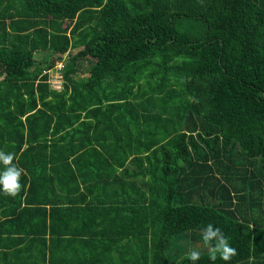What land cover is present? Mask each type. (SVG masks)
I'll return each instance as SVG.
<instances>
[{
    "label": "trees",
    "instance_id": "16d2710c",
    "mask_svg": "<svg viewBox=\"0 0 264 264\" xmlns=\"http://www.w3.org/2000/svg\"><path fill=\"white\" fill-rule=\"evenodd\" d=\"M0 151V264H264V0H0Z\"/></svg>",
    "mask_w": 264,
    "mask_h": 264
},
{
    "label": "clouds",
    "instance_id": "9594fccd",
    "mask_svg": "<svg viewBox=\"0 0 264 264\" xmlns=\"http://www.w3.org/2000/svg\"><path fill=\"white\" fill-rule=\"evenodd\" d=\"M14 159V153L0 151V194L11 197H15L21 189L22 169L13 163ZM201 238L206 244L214 242L211 244L208 257L213 264L218 257L227 264L236 254V249L230 246L228 238L212 223L201 229ZM186 259L189 264H197L201 259L200 253L192 250L187 254Z\"/></svg>",
    "mask_w": 264,
    "mask_h": 264
},
{
    "label": "built area",
    "instance_id": "2783aa9c",
    "mask_svg": "<svg viewBox=\"0 0 264 264\" xmlns=\"http://www.w3.org/2000/svg\"><path fill=\"white\" fill-rule=\"evenodd\" d=\"M63 65L60 62L55 63L54 69L49 72V81L50 87L52 90L60 92L62 90L61 75L60 70Z\"/></svg>",
    "mask_w": 264,
    "mask_h": 264
},
{
    "label": "crops",
    "instance_id": "0c3cea01",
    "mask_svg": "<svg viewBox=\"0 0 264 264\" xmlns=\"http://www.w3.org/2000/svg\"><path fill=\"white\" fill-rule=\"evenodd\" d=\"M115 246H113L114 248ZM54 261H58L57 259H55ZM62 261V258L61 260ZM101 261H102V264L103 263H107V264H125L122 259L120 258V254L118 252H116L115 250L110 253V255L108 254L105 255V256H101ZM59 262H56L55 264H57ZM61 263V262H60Z\"/></svg>",
    "mask_w": 264,
    "mask_h": 264
},
{
    "label": "rangeland",
    "instance_id": "374dc122",
    "mask_svg": "<svg viewBox=\"0 0 264 264\" xmlns=\"http://www.w3.org/2000/svg\"><path fill=\"white\" fill-rule=\"evenodd\" d=\"M183 240H184V239H182L181 242H179V244H182V243H183V242H182ZM179 244H178V243H177V244H173V245H171L170 247L173 248L174 250H176L179 246H181V245H179Z\"/></svg>",
    "mask_w": 264,
    "mask_h": 264
}]
</instances>
